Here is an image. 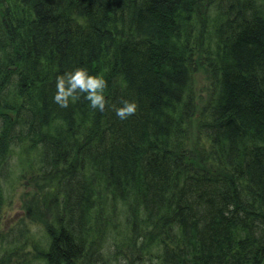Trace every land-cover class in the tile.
Segmentation results:
<instances>
[{
    "label": "trees",
    "instance_id": "1",
    "mask_svg": "<svg viewBox=\"0 0 264 264\" xmlns=\"http://www.w3.org/2000/svg\"><path fill=\"white\" fill-rule=\"evenodd\" d=\"M81 65L103 112L53 100ZM17 146L39 153L31 214L58 212L30 251L0 230V264H264V0H0V211Z\"/></svg>",
    "mask_w": 264,
    "mask_h": 264
},
{
    "label": "rangeland",
    "instance_id": "2",
    "mask_svg": "<svg viewBox=\"0 0 264 264\" xmlns=\"http://www.w3.org/2000/svg\"><path fill=\"white\" fill-rule=\"evenodd\" d=\"M200 68V69H199ZM191 82V92L195 95V103H196V113L193 118L190 120L189 125L187 126L188 138L187 141L190 147L199 146L201 142L197 140V118L198 113L201 112L202 106L205 101L203 97H200L202 94H206V86H207V75L202 67H198L195 73H192ZM188 147L189 150H192ZM38 150L34 148L24 150L23 146L19 148V146L12 149L11 157L9 159L8 168H10V176L8 180L4 184V193H3V201L0 211V230L2 233H7L8 237L16 234V231L19 230V227L25 228V232L18 237L10 238L4 244V249L12 248L19 244L20 242H28V245L25 246V249L30 251L31 244L37 240H45L47 237L46 226L43 221H46L48 224L54 221L56 213L58 212L57 208L49 207L48 213L44 215L31 214V205L27 204L30 197L32 196L34 189L31 187V183L29 182L31 172L35 171L36 168H32L29 165L32 163H36L38 158ZM37 207L40 208V202ZM33 216L38 218H33ZM119 232V231H118ZM117 233V232H116ZM119 236L117 233L115 236V232H110L107 236V242H103L99 240L97 245L89 252V255L93 253L96 249H100L102 246L106 247L110 250H114L116 247L111 245L115 244L116 237ZM112 240V241H111ZM45 242V241H44ZM111 242V244H109ZM21 247V246H19ZM109 253V250H105ZM106 264H110L113 262V256L108 254V260L103 258ZM154 260H156L154 258ZM100 264H103L101 262ZM114 264V263H112Z\"/></svg>",
    "mask_w": 264,
    "mask_h": 264
},
{
    "label": "clouds",
    "instance_id": "3",
    "mask_svg": "<svg viewBox=\"0 0 264 264\" xmlns=\"http://www.w3.org/2000/svg\"><path fill=\"white\" fill-rule=\"evenodd\" d=\"M108 81L102 73H92L86 66H77L64 70L56 76V90L53 100L61 107L68 108L77 101L81 95L93 109L103 112L108 103L105 90ZM135 100L123 99L116 107V115L120 119H127L137 110Z\"/></svg>",
    "mask_w": 264,
    "mask_h": 264
}]
</instances>
